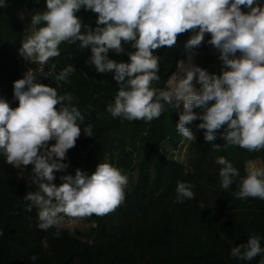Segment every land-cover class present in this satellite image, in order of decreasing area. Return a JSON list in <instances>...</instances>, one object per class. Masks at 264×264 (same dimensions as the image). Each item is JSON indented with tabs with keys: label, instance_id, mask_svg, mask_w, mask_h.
<instances>
[{
	"label": "clouds",
	"instance_id": "9594fccd",
	"mask_svg": "<svg viewBox=\"0 0 264 264\" xmlns=\"http://www.w3.org/2000/svg\"><path fill=\"white\" fill-rule=\"evenodd\" d=\"M7 6V0H0V8ZM81 9L98 14L95 27L77 15ZM30 16L18 53L37 68H29L14 82L18 107L13 109L0 98V156L21 171L32 166L28 179L35 190L23 199L28 211L36 209L39 229L56 228L58 238L65 217L102 216L113 211L123 201L129 183V177L108 162L99 163L91 174L79 168L74 175L67 173V153L81 136L84 116L70 92L58 94L56 87L36 82L41 76L53 77L56 64L49 62L60 56L59 46L64 42L90 50L85 63L98 73H113L118 90L106 107L113 118L149 123L171 108L178 112L177 132L189 141L196 140L195 126L197 131L203 130L207 142L220 136L227 145L249 152L264 150L262 0H45L44 10ZM188 30L187 53L211 34L207 43L219 53L220 73L192 64L189 57V63L180 61L177 73L170 77L174 86L156 87L153 82L160 80V56L154 50L176 46L178 34ZM125 45L134 49L126 53L127 62L110 59V51L124 54ZM75 71L76 66L68 64L54 79L68 82ZM197 120L200 123L193 125ZM83 133L93 137L92 126H83ZM215 163L222 166L219 179L223 189H229L239 177L237 198L264 200V166L249 160L240 177L224 156ZM58 172L67 173L59 177L60 184L55 183ZM193 189L191 183L177 181L176 202L194 199ZM262 239L251 234L246 243L231 248V257L251 261L261 256L259 264H264ZM30 259L35 262L37 257Z\"/></svg>",
	"mask_w": 264,
	"mask_h": 264
},
{
	"label": "trees",
	"instance_id": "16d2710c",
	"mask_svg": "<svg viewBox=\"0 0 264 264\" xmlns=\"http://www.w3.org/2000/svg\"><path fill=\"white\" fill-rule=\"evenodd\" d=\"M7 5L0 8V98L14 109L19 104L14 98V82L23 78L18 49L25 27L19 15L44 10L45 0H7ZM77 15L85 24L96 26L98 14L81 9ZM190 34L191 30L178 34L177 45L170 49L154 50L160 56V80L153 82L156 87L166 88L177 64L189 63V57L192 64L220 73L219 53L207 43L211 34L187 53L184 43ZM124 47V54L110 51V59L127 62L126 53L134 49ZM59 48L60 56L49 62L56 64L53 77L38 79L40 84L56 87L58 94L70 92L84 116L81 130L91 125L93 134L80 136L68 150L67 173L74 175L79 168L91 174L99 163L108 162L121 169L129 183L117 208L102 216L82 217L88 229L59 227L57 238L56 228L44 231L37 227L36 209L28 211L23 199L30 190L19 180L17 168L0 156V264H259L261 256L242 261L231 257L230 250L246 243L251 234L264 237V200L237 198L239 177L229 189H223L219 179L222 166L215 160L224 156L243 177L247 161L264 162V150L249 152L225 144L220 136L207 142L203 130L193 126L196 140L186 161H180L174 154L186 139L176 129L177 110L169 108L149 123L113 118L106 111L118 90L113 73H98L87 65L90 50L67 42ZM68 64L76 66L68 82L55 80ZM67 173H56L55 183L60 184L59 177ZM177 181L194 185L195 198L176 202ZM33 255L35 262L30 259Z\"/></svg>",
	"mask_w": 264,
	"mask_h": 264
},
{
	"label": "rangeland",
	"instance_id": "374dc122",
	"mask_svg": "<svg viewBox=\"0 0 264 264\" xmlns=\"http://www.w3.org/2000/svg\"><path fill=\"white\" fill-rule=\"evenodd\" d=\"M23 15V18H21V16ZM19 18L22 20L24 27L26 28L31 21L30 16L26 13V12H22L19 15ZM29 68H33V70H35L37 68V66L35 64H29L27 61H25L22 58V62H21V71L22 74L24 76L25 72L29 69ZM178 71V69H177ZM40 73L39 71H37L36 74ZM177 73V72H176ZM37 83H40L39 79H37L36 81ZM175 81H171L169 82V84L167 86H174ZM85 135L83 133V130H81V136ZM51 143H55L54 141H52ZM50 143V144H51ZM194 145V141H189V140H185L182 144H181V150L178 152H175V158L179 159L180 161L185 162L188 152L190 151V149L192 148V146ZM30 165L26 166V171H21L20 169L17 168V173H18V177L19 180L21 182H25L26 187L32 191L35 188V185L31 183V181L28 179L29 177V171H30ZM60 228L66 229V230H78V229H88L89 228V224H87L83 219L81 218H70V217H65L63 219V221L61 222V225H59Z\"/></svg>",
	"mask_w": 264,
	"mask_h": 264
},
{
	"label": "crops",
	"instance_id": "0c3cea01",
	"mask_svg": "<svg viewBox=\"0 0 264 264\" xmlns=\"http://www.w3.org/2000/svg\"><path fill=\"white\" fill-rule=\"evenodd\" d=\"M259 166H264V162H256Z\"/></svg>",
	"mask_w": 264,
	"mask_h": 264
}]
</instances>
